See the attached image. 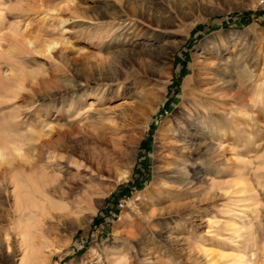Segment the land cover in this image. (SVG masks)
I'll return each mask as SVG.
<instances>
[{
	"label": "rangeland",
	"instance_id": "obj_1",
	"mask_svg": "<svg viewBox=\"0 0 264 264\" xmlns=\"http://www.w3.org/2000/svg\"><path fill=\"white\" fill-rule=\"evenodd\" d=\"M202 64L232 75L224 134L192 138L169 193L166 130ZM0 149V264H264V0H0Z\"/></svg>",
	"mask_w": 264,
	"mask_h": 264
},
{
	"label": "bare ground",
	"instance_id": "obj_2",
	"mask_svg": "<svg viewBox=\"0 0 264 264\" xmlns=\"http://www.w3.org/2000/svg\"><path fill=\"white\" fill-rule=\"evenodd\" d=\"M139 11L142 13V11H143L142 6L140 8L135 6V8L132 9V14L135 15V13H138ZM127 18L128 19L118 17L115 20L116 21L115 26H116L117 30H121L123 32L126 31V33L128 31L127 34H131L137 29V26H136L135 20H133L129 17H127ZM12 36L15 37L17 35H12ZM23 37H24L25 43L30 44V45L35 44L34 39H32L30 37L28 38L26 36H23ZM219 43H221V42H219ZM225 44L226 43L221 44L220 46L219 45L218 46L216 45V46L218 47V49H221L223 46H225ZM51 48H53V44L47 43L45 45L44 50L47 52ZM218 62L221 63L220 61H218ZM214 64H216V62ZM214 64L213 65L212 64H209V65L202 64L201 65L202 70L196 69L195 68L196 66L194 65V69H196L197 72L199 71V74H200L199 76H201L199 78L200 81L198 79V83H199V87H200V84L203 85V91L201 94L200 93L197 94L196 92L192 93L191 104H190L189 108L186 109L184 116H182L178 122H175L174 124L170 125L168 127V129L166 130L165 146L168 150H171L169 152V154L167 155L168 167H167V170L165 171L167 173L166 174V180H165V187L167 188V192H169V193H173L174 190L178 191V189H179L178 186L180 185L179 180L186 175L185 167H186V161H187V153L190 152V150L194 149V143H192V141H191L192 138L201 136V138H204V139L209 138V140H210V136L219 137V136H223V134H224L223 125L217 123L216 115H214L213 110H211L209 107L212 104H214V103H212V101L215 99L214 95L217 93V90L219 88H223L224 86L228 85V83H233V82L230 81V79H229L230 76H232L229 69H226L224 71L225 73H224L223 78H219L218 75L210 76L208 73V70H211L214 72H217L220 70V69H218L219 67L217 68L216 65H214ZM228 66H230V63H228ZM238 69L239 68H237V70ZM234 71H236V70H233L232 72L234 73ZM220 72H222V70ZM245 72H247V71H245ZM241 75H242V72H241ZM241 77H243V76H241ZM192 78L186 79L183 86H182V89L184 92V97H186L188 91H190V90H187V85ZM89 105L91 106L89 108V111H90L93 109L94 103L91 102ZM95 111L98 112V110H95ZM100 114H101V112H100ZM92 115L93 114H91V116ZM79 116L80 115H74L73 120H77L78 118H80ZM93 119H95V118H93ZM96 119H98V118H96ZM202 143H204V142H202ZM0 155H1V149H0ZM62 163H64L63 159L59 160L58 162H55L56 165H61ZM18 201H20V200H18ZM19 203L23 204V202L17 203V206H18L17 212L20 214V218H22L26 207H23L24 204L21 205ZM179 204H180V202H179ZM172 207H174V203L173 204L168 203V204L163 206V209H172ZM29 225H30L29 229H27V230L23 229L22 231L20 230L21 233H19V234H21L22 238L25 240L30 239L31 243L28 246L29 249H32V250L42 249L46 245V241H45L46 236L51 237V234L52 233L54 234L53 226L52 227H45L43 224H41V222L29 223ZM161 234H162V232H161ZM137 239H139V238H137ZM138 246H139V244H138ZM141 247H142V244H141ZM93 252H94V250L91 253H93ZM148 252H150V251H148ZM150 254H152V253L147 254V255H149V257L147 258L148 260H151ZM85 259H87V257H85L82 260V262H84Z\"/></svg>",
	"mask_w": 264,
	"mask_h": 264
}]
</instances>
